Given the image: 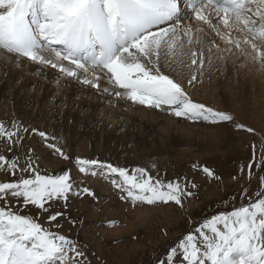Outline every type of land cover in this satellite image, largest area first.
<instances>
[{
  "label": "snow or ice",
  "instance_id": "snow-or-ice-1",
  "mask_svg": "<svg viewBox=\"0 0 264 264\" xmlns=\"http://www.w3.org/2000/svg\"><path fill=\"white\" fill-rule=\"evenodd\" d=\"M192 20L264 68V0H0V50L17 63L23 58L95 89L100 98L124 99L193 124H231L233 115L195 102L186 90L204 75L206 63L212 68V46L220 50L213 42L205 56L194 47L203 43L196 32L204 28L194 32L188 23ZM183 67L194 70L186 83L179 79ZM233 126L254 131L240 123ZM30 137H39L51 156L71 167L58 174H46L45 167L42 174L41 157L26 143ZM69 142L70 133L55 134L18 117L0 120V264H96L88 245L71 235L78 224L68 211L71 198L97 199L93 190L78 183L81 178L73 169L84 177H104L133 208H183L185 201L198 198L199 185L188 177L168 180L155 164L152 169L129 168L73 155ZM252 148L253 158L241 174L251 182L260 167L261 190L255 198L242 190L247 203L201 222L158 264H264V153L256 159V145ZM193 167L222 181L209 167ZM108 226H117V221Z\"/></svg>",
  "mask_w": 264,
  "mask_h": 264
},
{
  "label": "rangeland",
  "instance_id": "rangeland-1",
  "mask_svg": "<svg viewBox=\"0 0 264 264\" xmlns=\"http://www.w3.org/2000/svg\"><path fill=\"white\" fill-rule=\"evenodd\" d=\"M191 22V25H196ZM203 28L205 31L200 33L207 34L205 37L210 35L209 46L213 42L221 45L219 37L206 26ZM206 30L209 32L205 33ZM212 47L213 54L221 57L222 51ZM232 56L234 53L224 55L228 59L226 66L234 73L240 65L236 66L230 59ZM260 69H253L252 77L262 81L264 70L262 68L261 72ZM191 73L181 82L186 83ZM199 78L198 82L186 88L193 100L203 98L198 91L206 88V82ZM111 99L108 97L109 101L105 102L104 98L97 96L95 89L66 80L51 68L41 70L26 59L21 58L17 63L16 57L0 50V120L18 117L47 127L55 134L70 133L69 150L73 155L99 158L129 168L146 166L152 169L155 164L158 174L165 179L188 177L199 185L196 190L198 198L185 201L183 208L171 204L137 205L133 208L120 200L121 193L104 177H84L73 169V174L81 178L78 183L82 181L81 186L93 190L97 199L87 195L71 198L68 211L78 220V224L71 228V235L88 245L97 258L96 264H158L171 247L201 222L247 203L241 196L242 190L253 198L254 193L261 190L258 181L260 167L255 168L251 182L246 174H241V169L253 158V144L256 145V159L264 153V113L239 118L232 104L207 99L206 106L215 110L227 112L226 105L232 108L227 113L233 115L234 121L220 125L194 124L191 138L179 143V140L167 138L164 126L157 128L135 123L140 116H145L140 108L152 109L133 103L120 105ZM49 110L52 115H49ZM152 113L158 116L165 114L159 110ZM120 118L124 122L117 125ZM164 119L168 121L164 125L172 128L179 125L191 129L186 125L190 122L182 118L168 114ZM235 123L254 131L237 130L233 126ZM26 143L34 149L35 155L41 157L42 174H45V167L46 174H58L71 167L69 162L51 156L39 137H30ZM193 165L209 167L222 181L207 178ZM152 174L156 175L157 171L152 170ZM35 211L33 209V213ZM40 220L43 222L45 217L41 216ZM110 221H117V226L109 227ZM68 227L66 224L65 229Z\"/></svg>",
  "mask_w": 264,
  "mask_h": 264
},
{
  "label": "bare ground",
  "instance_id": "bare-ground-1",
  "mask_svg": "<svg viewBox=\"0 0 264 264\" xmlns=\"http://www.w3.org/2000/svg\"><path fill=\"white\" fill-rule=\"evenodd\" d=\"M188 23L193 24L191 21H189ZM194 23L196 24V25L194 24L196 27L192 25L193 29L204 27V25H200L196 21H194ZM206 31L207 32L205 33L209 32L208 30ZM211 31L214 33L213 30ZM194 32H196V29ZM196 35L200 37L202 40H204V42L201 45H194V47L202 48V50L205 53V56H207L208 55L207 48L210 45V43H208L210 35L208 34V36L205 37V35L207 34L203 35L200 32H196ZM213 35H215V33ZM234 35H235V38H238V39L243 38V34L241 33H234ZM220 42H221V45L219 44L220 45L219 48H221L220 49L222 51L221 57H223V60L216 59L217 57L214 55V63H213L212 68H208L207 63H206L204 75L199 78L206 82V88H200L198 91V94L203 98H198L194 101L202 103L204 105L207 104V99H210V101L212 102L219 101L220 103L222 102L230 103L233 106L234 113H236L239 118H245L246 116L252 115L254 113H259V112L264 113V79H263L264 77L261 78L262 81H259V79H255L254 77H252L253 69L255 68L259 69L260 66L256 65V63L250 60H246L245 57L241 55L239 50H236L237 52L239 51V53H236L234 48H232V45L226 44L222 40ZM230 48L233 49L231 53L227 51V49H230ZM214 50H215V47H214ZM226 53H228L229 55L234 53V56H232V58L230 59L233 60L234 63H236V66L237 64L240 65L239 66L240 69H237L238 67H236V71L234 73H232L230 69L226 66L227 61H228V59L224 57ZM185 63L186 64L190 63V61L186 59ZM218 65L222 66L221 72L216 71V67ZM262 70H264V68ZM191 71L193 72L194 70L189 69L188 67H183L182 69H180L179 79L181 81L184 79L186 80L187 75ZM104 85H105V82L101 81V86H104ZM108 97L110 96L106 95V97L105 96L103 97L105 102L109 101ZM111 101L119 103L120 105H125V104L132 105L131 102L124 100V99L112 98ZM249 104L254 105V106L252 107ZM225 108L227 112L232 111V108L227 107V105L225 106ZM140 109H142L140 110V112H142L145 116L144 117L140 116V118H138L135 121V123L141 122L143 124L154 126L157 128L164 126L165 128L164 130H165V134L167 138H170V139L172 138L174 141L179 140V143L191 138L190 132H192L191 130L194 129V124L192 123L186 124L188 127L191 128L190 130L186 129L184 126H179V125L176 128H172L169 125H164V124H167L168 122L166 119H164V117L167 116L168 113H165V114L160 113V115L158 116L152 113L153 111L157 112L156 109H152V110H146L143 108H140ZM149 116L150 118H146ZM122 119L123 118H120L118 119V121H116L117 125L120 123L122 124L124 122V120ZM125 121H131V120L126 119ZM111 122H113V120ZM159 122H163V123L158 124Z\"/></svg>",
  "mask_w": 264,
  "mask_h": 264
}]
</instances>
